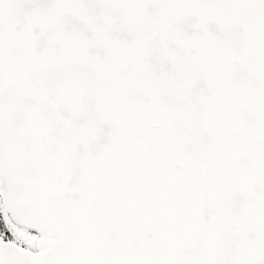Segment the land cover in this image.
Segmentation results:
<instances>
[{"label": "snow or ice", "instance_id": "obj_1", "mask_svg": "<svg viewBox=\"0 0 264 264\" xmlns=\"http://www.w3.org/2000/svg\"><path fill=\"white\" fill-rule=\"evenodd\" d=\"M0 264H264V0H0Z\"/></svg>", "mask_w": 264, "mask_h": 264}]
</instances>
